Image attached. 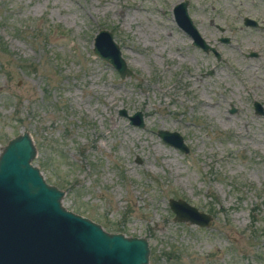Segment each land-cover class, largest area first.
<instances>
[{"label":"rangeland","instance_id":"obj_1","mask_svg":"<svg viewBox=\"0 0 264 264\" xmlns=\"http://www.w3.org/2000/svg\"><path fill=\"white\" fill-rule=\"evenodd\" d=\"M178 1L0 0V147L27 132L61 205L144 238L147 264H264V0H187L218 59L176 26ZM99 29L132 76L93 55ZM169 198L210 224L174 222Z\"/></svg>","mask_w":264,"mask_h":264},{"label":"water","instance_id":"obj_2","mask_svg":"<svg viewBox=\"0 0 264 264\" xmlns=\"http://www.w3.org/2000/svg\"><path fill=\"white\" fill-rule=\"evenodd\" d=\"M187 3L180 0L173 5L174 23L193 46L211 51L218 59L187 14ZM243 24L257 26L247 17ZM220 41L226 43L227 38ZM91 47L93 55L114 69L120 79L132 76L109 30L99 29ZM253 105L255 114H263L258 103ZM119 113L127 116L131 125L143 127L140 112ZM156 135L182 153L188 151L178 132L158 130ZM34 156L35 147L25 131L0 147V264H147L149 250L144 238L106 232L99 224L65 209L60 203L63 192L44 181L31 164ZM167 205L174 222L199 227L211 222L209 214L183 199L169 198Z\"/></svg>","mask_w":264,"mask_h":264},{"label":"flooded vegetation","instance_id":"obj_3","mask_svg":"<svg viewBox=\"0 0 264 264\" xmlns=\"http://www.w3.org/2000/svg\"><path fill=\"white\" fill-rule=\"evenodd\" d=\"M255 27H257V26H255ZM224 38H225V37H224ZM223 43H224V42H223ZM226 43H227V42H226ZM191 45H192V44H191ZM254 53H255V52H254ZM249 54H250V52H249ZM249 54H248L249 57H257V54H255V55H249ZM254 102L258 103V104L260 105V108H261L262 112H264V107H263V105H261L259 102L255 101V100L252 101L253 112H255L254 105H253ZM233 111H234L233 108H231V109H230V112H233Z\"/></svg>","mask_w":264,"mask_h":264}]
</instances>
